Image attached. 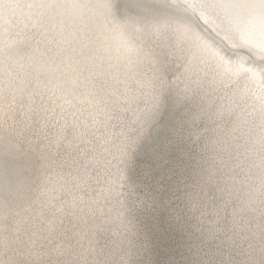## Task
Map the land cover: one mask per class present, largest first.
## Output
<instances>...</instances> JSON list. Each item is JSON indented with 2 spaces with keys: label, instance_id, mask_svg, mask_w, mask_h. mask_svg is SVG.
<instances>
[{
  "label": "snow or ice",
  "instance_id": "obj_1",
  "mask_svg": "<svg viewBox=\"0 0 264 264\" xmlns=\"http://www.w3.org/2000/svg\"><path fill=\"white\" fill-rule=\"evenodd\" d=\"M66 5L78 0H37L28 7L48 9V15H19L15 33L0 27V136L31 148L39 179L30 205L0 207V264H126L129 252L139 264H178V236L192 241L197 227L213 237L224 231L217 227L223 208L212 203V177L198 175L194 165L190 180L170 182L181 163L194 158L172 142L158 143L137 156L134 178L121 191L131 121L120 122L126 110L120 101L130 104L131 97L114 93L109 100L80 38L55 30V11ZM196 5L209 17L235 23L264 63V0ZM22 8L19 0H0V20ZM29 25L39 29L32 52L9 55ZM191 76L186 69V79ZM137 213L143 229L129 247ZM223 248L224 259L215 264H264V162L260 186L232 213Z\"/></svg>",
  "mask_w": 264,
  "mask_h": 264
},
{
  "label": "bare ground",
  "instance_id": "obj_2",
  "mask_svg": "<svg viewBox=\"0 0 264 264\" xmlns=\"http://www.w3.org/2000/svg\"><path fill=\"white\" fill-rule=\"evenodd\" d=\"M104 1L78 0L77 6L66 5L55 11L53 26L57 32H75L80 38L81 51L96 65L97 85H106L109 100L114 93L131 97L130 104L120 101L126 109L119 113L120 122L131 121L123 164L124 173L128 168L130 174L121 191L134 178L132 165L137 156L154 145L172 142L178 150L188 152L194 159L183 161L170 182L179 185L190 180L194 165L198 175L211 176L212 203L223 208L217 227L224 231L213 237L197 227L192 241L177 237L174 252L178 264H215L224 259L219 253L225 251L223 242L230 234L232 213L243 207L261 182L264 63L235 23L209 17L197 8L196 0H177L175 4L171 0H135L163 16L143 20L130 45L121 42L106 22L111 19L102 13ZM19 2L23 8L0 20V27L15 33L19 15H30L33 20L48 15V9L28 7L37 0ZM38 31V27L27 26L8 54L31 53L32 36ZM250 54L255 59L249 60ZM186 69L192 72L191 79H186ZM160 100V117L150 121L143 133ZM160 125L159 132L153 131ZM115 131L119 134L120 128ZM0 149L2 165L16 169L13 173L17 175L0 189V207H26L38 196L35 155L28 145L6 135L0 136ZM189 208L186 205L185 210ZM137 217L127 236L129 247L143 229L140 213ZM192 223L198 225V219L193 217ZM126 264H139L133 252L126 256Z\"/></svg>",
  "mask_w": 264,
  "mask_h": 264
},
{
  "label": "water",
  "instance_id": "obj_3",
  "mask_svg": "<svg viewBox=\"0 0 264 264\" xmlns=\"http://www.w3.org/2000/svg\"><path fill=\"white\" fill-rule=\"evenodd\" d=\"M105 5H107V7H105ZM101 9L103 15L107 19H111L106 20V22L109 23L110 28L116 32L115 34L121 42H128L129 44L127 45L132 44V40L135 37L134 32H136L137 27L140 28L143 20H153L154 18L163 16L158 10L146 6L145 4L138 3L135 0H105ZM132 28H134V30H132ZM259 81H261V78H259ZM161 103L162 101L160 100L156 105L157 109L152 112L151 118H149L144 126L145 128L142 130L143 133L146 131L150 121H153V119L156 120L160 117ZM162 126L163 125L156 126L153 131L159 132ZM1 155L2 152L0 151V156ZM11 170H9L8 167L3 166L0 161V189L5 187V185L8 184L7 182H12L17 176L13 173L16 172V169ZM129 174V170L126 168L124 176L128 178Z\"/></svg>",
  "mask_w": 264,
  "mask_h": 264
}]
</instances>
